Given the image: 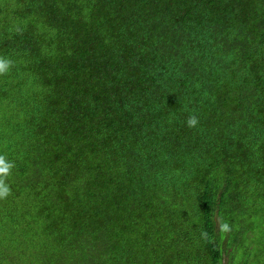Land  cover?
Wrapping results in <instances>:
<instances>
[{
	"label": "trees",
	"instance_id": "16d2710c",
	"mask_svg": "<svg viewBox=\"0 0 264 264\" xmlns=\"http://www.w3.org/2000/svg\"><path fill=\"white\" fill-rule=\"evenodd\" d=\"M0 58V264H261L264 0H0Z\"/></svg>",
	"mask_w": 264,
	"mask_h": 264
},
{
	"label": "clouds",
	"instance_id": "9594fccd",
	"mask_svg": "<svg viewBox=\"0 0 264 264\" xmlns=\"http://www.w3.org/2000/svg\"><path fill=\"white\" fill-rule=\"evenodd\" d=\"M10 61L4 58H0V74H4L9 70ZM197 123V119L195 116H192L188 119V125L190 127L195 126ZM13 168V164L6 160L4 156H0V199L6 198L10 195V187L6 183L8 176L11 174V169ZM223 228L227 230L228 225H224Z\"/></svg>",
	"mask_w": 264,
	"mask_h": 264
},
{
	"label": "rangeland",
	"instance_id": "374dc122",
	"mask_svg": "<svg viewBox=\"0 0 264 264\" xmlns=\"http://www.w3.org/2000/svg\"><path fill=\"white\" fill-rule=\"evenodd\" d=\"M232 254H234V253L231 251H228L227 249L226 250L224 249V260H225V262L227 261V258L229 256H231ZM261 264H264V257L263 256L261 257Z\"/></svg>",
	"mask_w": 264,
	"mask_h": 264
}]
</instances>
